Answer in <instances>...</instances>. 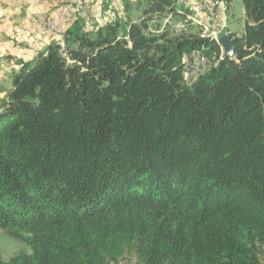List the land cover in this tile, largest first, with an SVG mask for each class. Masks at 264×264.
Wrapping results in <instances>:
<instances>
[{"label": "trees", "instance_id": "trees-1", "mask_svg": "<svg viewBox=\"0 0 264 264\" xmlns=\"http://www.w3.org/2000/svg\"><path fill=\"white\" fill-rule=\"evenodd\" d=\"M135 2L125 28L75 21L11 71L0 229L31 251L0 264H264V0H242L231 55L175 31L176 0Z\"/></svg>", "mask_w": 264, "mask_h": 264}, {"label": "crops", "instance_id": "crops-1", "mask_svg": "<svg viewBox=\"0 0 264 264\" xmlns=\"http://www.w3.org/2000/svg\"><path fill=\"white\" fill-rule=\"evenodd\" d=\"M85 1L87 18L91 21L90 25L85 24L86 28L92 30L112 21L114 16H111L112 13L115 15V9H110L109 0ZM123 1L131 4L137 0ZM62 2L63 0H0V101L5 98L10 88L11 71L18 68L16 60L29 61L50 42H62L64 31L77 21L74 16L70 22H63L64 26L59 33H51L44 28L46 18L58 16ZM179 2L183 7L195 5L192 0ZM123 11L118 12L123 17L115 15L114 18H118L121 29L125 28L128 22L137 19V14L132 16L133 8ZM3 53H6V56Z\"/></svg>", "mask_w": 264, "mask_h": 264}, {"label": "rangeland", "instance_id": "rangeland-1", "mask_svg": "<svg viewBox=\"0 0 264 264\" xmlns=\"http://www.w3.org/2000/svg\"><path fill=\"white\" fill-rule=\"evenodd\" d=\"M77 1L80 3L81 6L80 8L72 5L71 7H69L70 8L69 11H65L63 9L64 6L71 4L72 0H63V2L59 6L58 16L55 18L53 16H49L48 18H46L44 20V28L51 33H59L62 27L64 26L62 25V23L65 21L66 23L70 22L71 18L74 16L77 17V21H81L84 24L87 23V25H90L89 23L91 21L89 20V18H87V14H86L87 11L86 1L85 0H77ZM176 1L178 2V11L184 14L185 18H181L182 16L179 15L175 16L171 20L170 23L171 26L177 23H183V22L185 23L187 21L193 22V27H191L190 29L195 30L196 27H198V29L203 35L210 34V32H212L214 27L217 29L219 35H206V36H208L212 40H215L216 42H218V38L223 34H230L231 32L241 34L243 31L244 18H243L242 0H192L195 3L194 7H183L180 6L181 2H179V0ZM109 3H110V9L111 10L115 9L114 14L117 17L118 16L123 17V15H120V13L118 12L121 10L123 11L125 9L126 2L123 0L122 1L119 0V3H117L116 0H109ZM131 4L132 5L130 7L133 8L132 16H135L136 14L138 16V9L136 2L133 1V3ZM115 15H113L112 13L111 17L114 16L112 19L113 22L118 21L117 20L118 18L114 19L116 18ZM221 51L222 52L224 51L222 47H221ZM192 54L193 53H188L184 56L183 73L185 76H188V78L195 76V74L199 71L197 70L198 68L202 69V66L203 68H205L206 64H208L209 61H212L213 59V55L210 52L203 51L202 53L204 54L203 61H198V59H194V61H192L193 66L191 68L192 62L190 63V66L188 65L187 62H189L188 61L189 55ZM3 55L6 56V53H3ZM20 251L30 252L31 247L23 240L17 239L7 234L4 230L0 229V253L3 259L7 260ZM120 258L123 261L131 259L135 261L136 264H139L133 255H124ZM120 258H118L113 264H116ZM121 259L120 261H122ZM121 263L125 264L124 262ZM121 263H117V264H121Z\"/></svg>", "mask_w": 264, "mask_h": 264}, {"label": "built area", "instance_id": "built-area-1", "mask_svg": "<svg viewBox=\"0 0 264 264\" xmlns=\"http://www.w3.org/2000/svg\"><path fill=\"white\" fill-rule=\"evenodd\" d=\"M116 2L117 3H119V0H116ZM72 5H74V6H76V7H81L80 6V3L77 1V0H72V2H71V4H69V5H67V6H64V10L65 11H69L70 10V8L69 7H71ZM121 5V4H120ZM186 23V22H185ZM185 23L183 22V23H177V24H174L173 25V29L175 30V31H181L183 28H184V26H185ZM189 24H191V25H193V22H189ZM206 35H219L218 34V32H217V29L216 28H214L213 27V30H212V32H210V34H205V36ZM201 53V54H200ZM200 53H193L192 55H189V59H188V61L189 62H187L188 63V65L190 66V63L192 62V61H194V59H198V61H203V59H204V54H202V52H200ZM207 65L208 64H206V67L205 68H203V66H202V69H200V68H198L197 70H199L196 74H199V73H202V72H204V70L207 68ZM192 66H193V62H192V65H191V68H192ZM196 70V71H197ZM194 74V73H193ZM195 74V75H196ZM125 259V258H124Z\"/></svg>", "mask_w": 264, "mask_h": 264}, {"label": "water", "instance_id": "water-1", "mask_svg": "<svg viewBox=\"0 0 264 264\" xmlns=\"http://www.w3.org/2000/svg\"><path fill=\"white\" fill-rule=\"evenodd\" d=\"M219 44H221L224 53L232 54V37L230 34H223L218 38Z\"/></svg>", "mask_w": 264, "mask_h": 264}, {"label": "bare ground", "instance_id": "bare-ground-1", "mask_svg": "<svg viewBox=\"0 0 264 264\" xmlns=\"http://www.w3.org/2000/svg\"><path fill=\"white\" fill-rule=\"evenodd\" d=\"M120 259H121V258H120ZM120 259L118 260L117 263L124 262L125 264H136L135 261H133V260H131V259H130V260H126V261H123L122 259H121L122 261H120ZM117 263H116V264H117ZM121 264H122V263H121Z\"/></svg>", "mask_w": 264, "mask_h": 264}]
</instances>
